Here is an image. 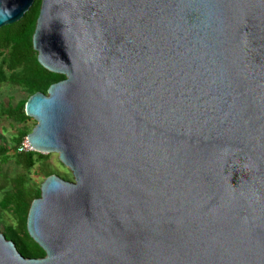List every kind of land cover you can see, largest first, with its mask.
Wrapping results in <instances>:
<instances>
[{"label": "water", "instance_id": "95a60500", "mask_svg": "<svg viewBox=\"0 0 264 264\" xmlns=\"http://www.w3.org/2000/svg\"><path fill=\"white\" fill-rule=\"evenodd\" d=\"M34 0H0V28ZM32 151L57 154L23 258L0 264H264V0H40Z\"/></svg>", "mask_w": 264, "mask_h": 264}, {"label": "trees", "instance_id": "16d2710c", "mask_svg": "<svg viewBox=\"0 0 264 264\" xmlns=\"http://www.w3.org/2000/svg\"><path fill=\"white\" fill-rule=\"evenodd\" d=\"M40 0L34 3L24 16L14 24L0 28V87L8 85L26 91L29 97L35 93L46 95L50 85L64 79L63 75L51 73L42 68L37 62V54L32 48V35L35 29L36 19L39 13ZM27 100L18 101L14 106L0 105V117L11 123L24 124L30 118L24 114V106ZM29 131L20 130L12 137V153L6 146H0V165L13 163L22 171L27 172L36 163H42L41 174L49 177L54 174L46 164L50 155L34 151H19L21 144L26 139ZM71 178L64 177L68 181ZM40 197V188L27 187L24 176L13 179L10 189L3 191L0 207H12L17 219L18 228L6 226L1 234L6 240L11 241L17 252L23 258L41 259L45 256L44 251L35 244L26 231V217L31 202Z\"/></svg>", "mask_w": 264, "mask_h": 264}, {"label": "rangeland", "instance_id": "374dc122", "mask_svg": "<svg viewBox=\"0 0 264 264\" xmlns=\"http://www.w3.org/2000/svg\"><path fill=\"white\" fill-rule=\"evenodd\" d=\"M37 54V53H36ZM29 94L22 89L17 87H11L8 85H3L0 87V105H12L18 103L21 100H27ZM36 122L30 118L24 124H14L9 120L0 117V146L4 145L9 149V154L12 153L10 148L12 147L11 139L14 137L18 131L27 130L29 133L34 128ZM24 146L27 144L26 139H24ZM23 146V148H24ZM25 151H30L25 148ZM32 151V150H31ZM50 157L47 161L48 169L54 172V176L62 179L64 177L71 178L67 182H73L72 173L65 166H63L59 160L57 154L50 153ZM42 163H36L30 171L24 172L19 167H16L12 162L4 165H0V200L3 191L11 188L13 179L17 176H24L27 182V187L29 189H34L35 186H39L47 178L41 174L43 168ZM6 226L14 227L15 229L19 226V220L14 213L12 207H5L4 209L0 207V233L4 230Z\"/></svg>", "mask_w": 264, "mask_h": 264}, {"label": "built area", "instance_id": "2783aa9c", "mask_svg": "<svg viewBox=\"0 0 264 264\" xmlns=\"http://www.w3.org/2000/svg\"><path fill=\"white\" fill-rule=\"evenodd\" d=\"M23 144H21V147L19 148V151H25V148H27L28 150H32L27 144L24 146V148H23Z\"/></svg>", "mask_w": 264, "mask_h": 264}, {"label": "bare ground", "instance_id": "6f19581e", "mask_svg": "<svg viewBox=\"0 0 264 264\" xmlns=\"http://www.w3.org/2000/svg\"><path fill=\"white\" fill-rule=\"evenodd\" d=\"M27 142V141H26ZM27 145L30 147L29 143L27 142ZM31 148V147H30ZM32 149V148H31Z\"/></svg>", "mask_w": 264, "mask_h": 264}]
</instances>
